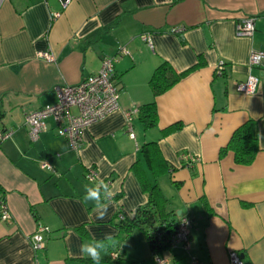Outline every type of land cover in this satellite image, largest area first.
Wrapping results in <instances>:
<instances>
[{
    "label": "crops",
    "instance_id": "obj_1",
    "mask_svg": "<svg viewBox=\"0 0 264 264\" xmlns=\"http://www.w3.org/2000/svg\"><path fill=\"white\" fill-rule=\"evenodd\" d=\"M54 11L61 12L56 19ZM249 18L252 37L238 36L236 25ZM253 51H264V0H72L65 10L60 0H0V131H12L0 142V202L12 213L0 220V264H92L79 246L107 232L121 246L101 264H157L146 230L125 235L119 226V213L134 217L148 201L141 181L162 189L177 220L191 219L188 248L176 244L162 255L170 264H230V251L246 264H264V66L250 67ZM107 56L115 58L120 109L86 128L81 149H71L52 116L33 141L26 115L56 103L58 85L99 72ZM163 61L189 72L155 97L149 79ZM249 74L260 78L255 94L237 88ZM150 101L158 124L145 127L134 111ZM129 112L135 138L126 128ZM249 120L261 149L245 166L220 149ZM151 142L158 148L153 163L145 153ZM89 166L115 192L102 221L80 203ZM39 223L50 232L36 252ZM115 251L120 257L113 260Z\"/></svg>",
    "mask_w": 264,
    "mask_h": 264
},
{
    "label": "built area",
    "instance_id": "obj_2",
    "mask_svg": "<svg viewBox=\"0 0 264 264\" xmlns=\"http://www.w3.org/2000/svg\"><path fill=\"white\" fill-rule=\"evenodd\" d=\"M62 9L65 10L72 0H60ZM60 11L52 13L53 19L60 16ZM236 34L238 36L252 37L256 26L254 18L244 19L236 25ZM179 31V30H178ZM142 40L146 41L152 48L154 47L151 38L148 34H143ZM125 52V49L123 50ZM40 56L45 57V60L54 61V56L48 52L40 53ZM115 58L107 56L103 59L100 71L87 76L79 84H63L56 87L58 100L56 103L38 108L30 112L25 117V122L29 127L30 136L33 141L39 139L41 132L47 130L46 119L50 116L54 117L58 125V133L65 136L71 149H81L85 146V130L90 125L97 123L107 117L110 113L120 109L119 100L121 97L120 89L114 80ZM248 63L251 68L254 66H264V51H253L250 55ZM217 67V72L223 74L225 71V62L220 61ZM260 78L257 75L249 74L248 78L242 80L237 84L238 90L245 94H255L259 89ZM135 109L134 112H138ZM127 113L126 128L129 131L130 137L135 138V129H133L132 113ZM12 131H0V142L6 140L11 136ZM182 159L187 162L197 161L192 154H184ZM44 168L51 169L52 166L44 162ZM98 176V171L95 167L89 166L86 173V180H92ZM109 183V182H107ZM5 200L0 202V220L9 221L12 218V213L7 207ZM123 220L125 216L119 213ZM178 227L174 234L173 246L176 244L183 245L188 248L191 239V219L189 217H182L178 220ZM50 228L42 223H39L35 234L32 237V245L34 251L45 249L46 240L44 233L50 232ZM112 259L115 260L120 257V252L115 251L112 254ZM230 264H246L242 259L239 251L229 252ZM191 264H207L197 259H192ZM155 262L157 264H170L166 257L155 255ZM39 264V262H36Z\"/></svg>",
    "mask_w": 264,
    "mask_h": 264
},
{
    "label": "trees",
    "instance_id": "obj_3",
    "mask_svg": "<svg viewBox=\"0 0 264 264\" xmlns=\"http://www.w3.org/2000/svg\"><path fill=\"white\" fill-rule=\"evenodd\" d=\"M202 65L203 63L200 62L196 67ZM188 72L178 73L169 62H161L149 79L154 96L157 97V95L167 92L171 87L181 81L182 77ZM139 117L142 119L145 127L156 126L158 124V116L155 101H150L142 105L139 108ZM178 128H180L179 124L171 126L167 132ZM157 149L156 142H151L145 147V153L151 163L157 160ZM260 149L256 122L249 120L234 131L230 142L220 150L221 156L229 151L234 152L235 161L238 164L246 166L254 163ZM156 172L158 171L156 170ZM141 185L143 189L148 191L149 198L147 203L138 208L134 217L126 215L125 219L119 223V226L125 235L138 226L144 228L150 250L153 251L154 255L162 256L166 249L173 246V236L178 227V220L176 219L175 213L167 209L168 201L158 185L148 184L144 181H141Z\"/></svg>",
    "mask_w": 264,
    "mask_h": 264
},
{
    "label": "clouds",
    "instance_id": "obj_4",
    "mask_svg": "<svg viewBox=\"0 0 264 264\" xmlns=\"http://www.w3.org/2000/svg\"><path fill=\"white\" fill-rule=\"evenodd\" d=\"M114 196L113 187L105 179L95 177L83 186L80 203L85 207L90 205L95 214V219L102 221L108 216V210L112 205ZM118 246H121L119 238L112 232H107L101 238L93 236L82 241L79 246V255L85 259H90L92 264H101L103 258Z\"/></svg>",
    "mask_w": 264,
    "mask_h": 264
}]
</instances>
